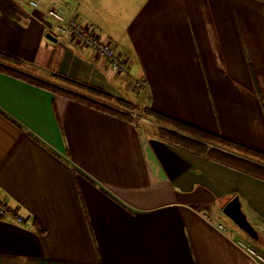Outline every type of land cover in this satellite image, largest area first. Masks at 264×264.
<instances>
[{
    "label": "crops",
    "instance_id": "0c3cea01",
    "mask_svg": "<svg viewBox=\"0 0 264 264\" xmlns=\"http://www.w3.org/2000/svg\"><path fill=\"white\" fill-rule=\"evenodd\" d=\"M40 2L0 0V49L28 77L68 78L264 154V0ZM51 4L127 71L60 33ZM159 127L0 72V200L23 218H0V264H258L239 243L264 252V181L165 142ZM236 197L260 240L223 213Z\"/></svg>",
    "mask_w": 264,
    "mask_h": 264
},
{
    "label": "trees",
    "instance_id": "16d2710c",
    "mask_svg": "<svg viewBox=\"0 0 264 264\" xmlns=\"http://www.w3.org/2000/svg\"><path fill=\"white\" fill-rule=\"evenodd\" d=\"M25 64L26 63L19 57L0 49L1 73L17 79L26 80L40 88L58 95H64L76 102L126 119L132 123L135 122L133 114L135 112H141L145 118L153 119L159 124L168 126L158 128V134L165 142L264 181V164L261 163H264V154L258 151L246 148L196 127L170 119L151 108H141L135 104L115 99L100 89L68 78H58L63 85L67 86L62 87L28 77L24 73ZM180 131L184 132L186 135L180 133ZM211 144L225 146L226 149L235 151L244 156L220 149ZM247 156L253 159H249Z\"/></svg>",
    "mask_w": 264,
    "mask_h": 264
},
{
    "label": "built area",
    "instance_id": "2783aa9c",
    "mask_svg": "<svg viewBox=\"0 0 264 264\" xmlns=\"http://www.w3.org/2000/svg\"><path fill=\"white\" fill-rule=\"evenodd\" d=\"M30 5L35 9H39L42 3L40 0H30ZM46 16L57 25V29L60 33L70 34L78 44L91 50L96 56L106 59L113 72L122 74L127 71L126 61L117 52L116 48L108 41L100 38L90 27L81 24L75 14L68 16L57 4H51L47 9ZM136 87L142 90L147 87V83L144 80H139L136 83ZM133 116L136 117L135 114ZM7 216H17V212L6 202L0 200V218H5ZM17 219L19 223L23 222L22 217L17 216ZM220 228L222 230L224 229L223 226ZM239 246L258 264H264V252L255 249L245 242H240Z\"/></svg>",
    "mask_w": 264,
    "mask_h": 264
},
{
    "label": "water",
    "instance_id": "95a60500",
    "mask_svg": "<svg viewBox=\"0 0 264 264\" xmlns=\"http://www.w3.org/2000/svg\"><path fill=\"white\" fill-rule=\"evenodd\" d=\"M47 38L51 39L50 35ZM56 41V39H55ZM223 213L243 232H245L248 237L257 241L259 239V234L256 229L248 221L246 214L242 209V204L238 197L231 200L223 209Z\"/></svg>",
    "mask_w": 264,
    "mask_h": 264
},
{
    "label": "rangeland",
    "instance_id": "374dc122",
    "mask_svg": "<svg viewBox=\"0 0 264 264\" xmlns=\"http://www.w3.org/2000/svg\"><path fill=\"white\" fill-rule=\"evenodd\" d=\"M62 87H67V86H65V85H63ZM124 111V110H123ZM135 115H136V117H134L135 118V120L138 118H142V117H144L143 115H142V113L141 112H135L134 113ZM133 114V115H134ZM145 118V117H144ZM147 119V118H146ZM158 123V122H157ZM162 127H167L166 125H164V124H162ZM180 133H182V134H184V135H186L184 132H181L180 131ZM262 252V251H261Z\"/></svg>",
    "mask_w": 264,
    "mask_h": 264
}]
</instances>
